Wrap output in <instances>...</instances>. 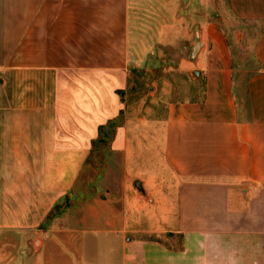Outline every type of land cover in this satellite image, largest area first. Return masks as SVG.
<instances>
[{"label": "crops", "instance_id": "crops-1", "mask_svg": "<svg viewBox=\"0 0 264 264\" xmlns=\"http://www.w3.org/2000/svg\"><path fill=\"white\" fill-rule=\"evenodd\" d=\"M221 1L232 19L256 24V67L235 69L218 20L183 25L182 64L198 70L200 97L167 103L160 120L119 123L106 142L160 195L156 213L137 195L113 217L93 207L72 223L86 232L51 233L24 264H58L53 247L67 240L74 264H264V0ZM127 2L0 0V264H14L16 242L30 243L11 211L45 210L48 188L72 184L98 127L121 115ZM133 212L156 219L158 238L167 225L173 244L144 238Z\"/></svg>", "mask_w": 264, "mask_h": 264}, {"label": "rangeland", "instance_id": "rangeland-1", "mask_svg": "<svg viewBox=\"0 0 264 264\" xmlns=\"http://www.w3.org/2000/svg\"><path fill=\"white\" fill-rule=\"evenodd\" d=\"M126 14L129 30L128 81L126 89L120 95L123 110L117 117L118 124L134 126L133 123L142 118L160 120L167 103L200 97L201 82L194 81L198 77V70H193L197 73L192 75L189 72L191 66L182 64L184 27L193 26V32L198 30L205 19L218 20L231 44L235 69L243 72L256 67L251 54V46L258 30L256 24L243 23L229 17L221 0H128ZM237 37L239 39L236 40ZM105 131V135L110 133L109 128ZM92 147L72 184L59 190L48 188L45 210H22L17 209L16 205V210L11 211L16 223L28 225L26 232L30 237L28 247L25 242H16L14 264H24V257L29 252L33 254L38 250L41 242L48 240L51 233L74 228L72 223L86 219L94 210L113 217L124 213L121 208L137 195L141 198L135 201L145 203L144 212L149 215L156 213V201L160 195L150 193L144 188L141 177L136 176L134 166H127L122 155L111 150L110 143H93ZM135 181H139V187L134 186ZM162 199L163 197L158 201ZM31 203H34L33 195ZM104 203L107 207L103 212L100 205ZM132 211L134 210L130 212ZM164 212L172 214L170 210ZM127 217L135 221L132 223L134 230L145 231L144 233L149 231L142 234L144 238L173 244L167 236V225L161 226L160 230L164 231L158 238L152 233L159 227L156 219L149 220V216H144L136 220L134 212ZM80 229H73L76 235L81 236L88 228ZM103 235L104 233L97 234L98 242L103 243ZM69 242L70 240L63 242V247L58 244L53 247L54 252L61 258L60 260L55 257L58 264H72L73 261L68 255L73 256L76 253ZM98 248L100 254L103 253V246L99 245ZM75 257L78 258L77 255Z\"/></svg>", "mask_w": 264, "mask_h": 264}, {"label": "trees", "instance_id": "trees-1", "mask_svg": "<svg viewBox=\"0 0 264 264\" xmlns=\"http://www.w3.org/2000/svg\"><path fill=\"white\" fill-rule=\"evenodd\" d=\"M116 121H117V118L114 119V120H110L106 125H101V126L98 127V133H99L98 135H99V137L95 141L96 144L100 143V144L105 145L106 142L112 138L114 128L116 126H118V122H116ZM106 128L110 129V133H107V135H105ZM104 139H105V141H103Z\"/></svg>", "mask_w": 264, "mask_h": 264}, {"label": "water", "instance_id": "water-1", "mask_svg": "<svg viewBox=\"0 0 264 264\" xmlns=\"http://www.w3.org/2000/svg\"><path fill=\"white\" fill-rule=\"evenodd\" d=\"M182 54H183V52H182ZM196 74V73H195ZM135 187H139V182H136L135 183Z\"/></svg>", "mask_w": 264, "mask_h": 264}]
</instances>
